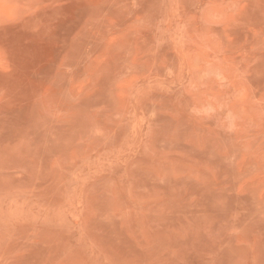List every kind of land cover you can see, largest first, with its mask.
I'll use <instances>...</instances> for the list:
<instances>
[{
	"label": "rangeland",
	"instance_id": "374dc122",
	"mask_svg": "<svg viewBox=\"0 0 264 264\" xmlns=\"http://www.w3.org/2000/svg\"><path fill=\"white\" fill-rule=\"evenodd\" d=\"M0 264H264V0H0Z\"/></svg>",
	"mask_w": 264,
	"mask_h": 264
}]
</instances>
